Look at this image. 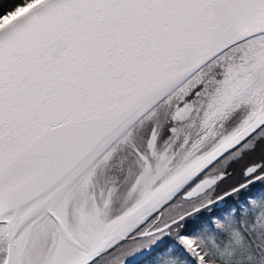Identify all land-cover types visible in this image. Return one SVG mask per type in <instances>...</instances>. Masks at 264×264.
Instances as JSON below:
<instances>
[{
	"label": "snow or ice",
	"instance_id": "1",
	"mask_svg": "<svg viewBox=\"0 0 264 264\" xmlns=\"http://www.w3.org/2000/svg\"><path fill=\"white\" fill-rule=\"evenodd\" d=\"M0 264H264V0H0Z\"/></svg>",
	"mask_w": 264,
	"mask_h": 264
}]
</instances>
